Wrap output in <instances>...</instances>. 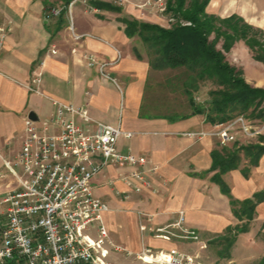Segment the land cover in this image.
Masks as SVG:
<instances>
[{
  "label": "crops",
  "instance_id": "1",
  "mask_svg": "<svg viewBox=\"0 0 264 264\" xmlns=\"http://www.w3.org/2000/svg\"><path fill=\"white\" fill-rule=\"evenodd\" d=\"M143 1L128 0L121 5L122 12L93 6L97 11L88 13L77 3L71 9V30L66 12L50 15L51 7L61 5L56 0H0V24L10 27L0 54V229L5 222L2 198L18 188L5 162L16 160L29 112L35 113L37 119L33 121L40 131L42 121L54 116L55 106L51 99H55L87 107L89 120L74 117L86 131H95L97 124L102 122L132 132L129 138L120 136L117 139V150L131 151L147 159L144 168L150 186L139 193L122 179L130 172V166L107 164L91 180L93 195L109 205V210L102 215L108 231V258L116 264H130L129 261L141 264L134 255L143 247H149L155 251L187 252L206 263L203 257L206 251H211L210 245L219 246L217 241L224 230L240 220L232 212L230 198L211 180L214 171H208L211 151L221 147L217 137L212 134L190 137L186 133L211 132L218 127L208 123L200 113L171 117L144 106L147 105L144 97L149 78L156 73L152 72L147 58L136 56L134 49L141 52L142 44L137 37L125 34L119 20L126 15L165 25V14L140 7ZM213 1H209L206 9L215 8L213 12L221 14L220 5L214 7ZM243 10L237 8L232 12L244 17ZM52 48L55 53L51 52ZM116 50L120 52L119 60L107 67L116 83L102 77L97 67L86 64V52L93 53L98 60L112 61L116 58ZM34 72L41 73L43 94L28 88ZM48 132H57L56 126H49ZM242 139L237 133L236 140ZM154 165L157 170L149 171ZM244 165L222 175L230 195L238 200L264 189V154L256 165L249 167L247 176L242 172ZM15 169L19 171L20 167ZM179 210L185 212V224L198 233L204 248L192 240H166L154 236L153 228L173 221ZM146 213L152 218L148 219ZM249 229L256 240L264 244V199L256 205ZM111 243L132 254L114 251ZM103 253L105 257V250ZM120 254L124 260L118 256ZM262 255L263 249L248 254L242 264H249ZM216 258L208 264H223L219 262L223 258ZM233 261L230 256L227 263Z\"/></svg>",
  "mask_w": 264,
  "mask_h": 264
},
{
  "label": "built area",
  "instance_id": "2",
  "mask_svg": "<svg viewBox=\"0 0 264 264\" xmlns=\"http://www.w3.org/2000/svg\"><path fill=\"white\" fill-rule=\"evenodd\" d=\"M93 1L100 0H57L61 5L51 7L50 15L59 16L66 12L69 28L73 30L72 7L79 3L86 12H96ZM110 1L117 4L126 2ZM139 6L165 13L166 0H144ZM166 20L173 22L176 17L169 15ZM179 22L182 25L190 24L189 21ZM9 30V26L0 24V54ZM51 52L55 53V49L52 48ZM84 58L89 67H97L102 77L116 83L107 72V67L119 60L118 50L112 61L98 60L91 52L84 53ZM41 80V73L34 72L29 90L43 94ZM51 100L55 106L54 116L42 121L40 131L32 119L26 118L25 134L16 160L14 163L5 162L16 178L18 188L7 192L2 198L5 222L0 229V264H116L108 258V231L102 217L109 210V205L93 195L91 180L107 164L130 166V172L122 179L134 192L139 193L150 186V178L144 168L147 159L131 151L117 150V139L120 136L129 138L132 132L123 130L119 125L102 122L97 124L95 131H86L74 117L89 120L87 107ZM52 124L57 128L55 133L48 132ZM217 127L211 132L190 131L186 134L190 137L212 134L224 146L234 142L237 133L244 140L261 134L264 121L254 125L239 114L218 123ZM16 166L20 167L19 171H16ZM157 168L154 165L149 171L154 172ZM138 213L144 214L141 211ZM145 215L148 219L152 218L151 214ZM176 215L173 221L154 227V236L166 240H192L204 248L205 244L200 241L198 233L185 224V212L179 210ZM95 245H102L105 258L96 257ZM111 247L114 251L132 254L113 243ZM134 256L148 264H208L196 255L176 249L155 251L143 247Z\"/></svg>",
  "mask_w": 264,
  "mask_h": 264
},
{
  "label": "trees",
  "instance_id": "3",
  "mask_svg": "<svg viewBox=\"0 0 264 264\" xmlns=\"http://www.w3.org/2000/svg\"><path fill=\"white\" fill-rule=\"evenodd\" d=\"M209 1L166 0L165 17L173 15L176 20H166L165 25L126 15L120 16L119 20L125 34L135 36L141 42L143 53L134 49L135 54L138 58L145 54L152 72L176 71L166 77L160 86L166 91H179L187 102L184 110H173V113L165 115L187 117L200 113L214 125L243 114L251 123H261L264 121V87L247 82L242 68L232 65L226 53L241 40L252 57L264 65V30L236 13L226 17L209 13L206 9ZM93 6L122 12L120 5L107 1H95ZM179 20L189 21L190 24L182 25ZM203 88H206L208 96L198 102L194 94L200 93ZM262 154L263 133L257 135L254 141L243 143L236 140L211 151L212 162L208 169L214 171L211 180L230 198L232 212L240 220L238 224L227 227L219 237L217 243L222 246L221 258L230 257L229 250L237 234L249 229L255 207L264 199V189L249 198H233L222 175L245 163L242 172L247 176L249 167L256 165ZM250 264H264V255Z\"/></svg>",
  "mask_w": 264,
  "mask_h": 264
},
{
  "label": "rangeland",
  "instance_id": "4",
  "mask_svg": "<svg viewBox=\"0 0 264 264\" xmlns=\"http://www.w3.org/2000/svg\"><path fill=\"white\" fill-rule=\"evenodd\" d=\"M57 1V0H56ZM126 0L125 3H127ZM124 4V3H123ZM123 4H119L120 6ZM214 7L220 5L221 7V14L217 12H213L215 8L207 9L209 13H213L220 17H226L232 13L233 10L243 8L244 19L258 27H261L264 30V0H214L212 2ZM241 11V10H240ZM237 14V13H236ZM240 15V14H238ZM220 47V44H218ZM143 53V48L141 50ZM146 58L145 54H143ZM227 60L234 66L240 67L243 70L244 78L247 82L254 86L264 87V65L261 62L256 61L248 47L244 44L243 41H237L231 50L226 53ZM156 74L149 78L146 93L144 97V102L147 103V109L157 112L159 114L165 113H173V110H184V105L186 104V98L180 94L179 91L173 90L167 91L160 86L161 83L166 79L168 76H172L176 73L175 70H163L155 72ZM195 100L201 102L205 97L208 96L206 88H203L200 93H195ZM160 99V100H159ZM151 105V106H150ZM253 121V120H252ZM254 125L261 124L254 122ZM261 133H264V129ZM256 137H253L249 140H240L243 143L254 141ZM1 240V234H0ZM236 247L232 245L231 249L229 250V255L233 256L234 261L231 264H242L244 257L248 254H254L258 252H262L264 250V244L261 240H256L255 235L251 233L250 229L245 231L239 232L236 236L235 241ZM234 244V243H233ZM211 251H206L203 255H201L206 263L216 260V257H220V251L222 250V246H215L210 245ZM209 248V249H210ZM235 248V249H234ZM104 250L102 251L101 256L104 257ZM202 254V253H201ZM120 256L121 260H124L122 254ZM218 258V259H219ZM227 258L219 260L223 264H228ZM128 263L133 264L135 262L129 261ZM140 264V262L138 263ZM141 264H148L145 262H141ZM250 264V262H249Z\"/></svg>",
  "mask_w": 264,
  "mask_h": 264
},
{
  "label": "bare ground",
  "instance_id": "5",
  "mask_svg": "<svg viewBox=\"0 0 264 264\" xmlns=\"http://www.w3.org/2000/svg\"><path fill=\"white\" fill-rule=\"evenodd\" d=\"M93 2H95V1H93ZM103 250H104V248L102 247V245H95V253H96L97 258H103L101 256Z\"/></svg>",
  "mask_w": 264,
  "mask_h": 264
},
{
  "label": "water",
  "instance_id": "6",
  "mask_svg": "<svg viewBox=\"0 0 264 264\" xmlns=\"http://www.w3.org/2000/svg\"><path fill=\"white\" fill-rule=\"evenodd\" d=\"M28 118L32 119V120H36L37 117L35 115V113L33 111H30L29 114H28Z\"/></svg>",
  "mask_w": 264,
  "mask_h": 264
}]
</instances>
